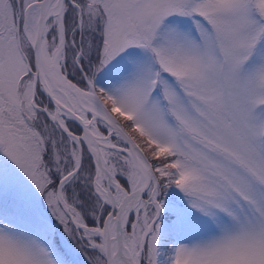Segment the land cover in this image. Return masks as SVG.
Returning <instances> with one entry per match:
<instances>
[{
  "label": "snow or ice",
  "instance_id": "snow-or-ice-1",
  "mask_svg": "<svg viewBox=\"0 0 264 264\" xmlns=\"http://www.w3.org/2000/svg\"><path fill=\"white\" fill-rule=\"evenodd\" d=\"M0 264H264V0H0Z\"/></svg>",
  "mask_w": 264,
  "mask_h": 264
}]
</instances>
